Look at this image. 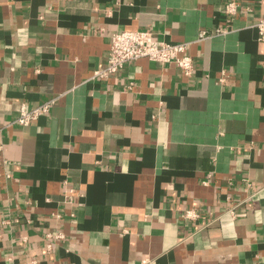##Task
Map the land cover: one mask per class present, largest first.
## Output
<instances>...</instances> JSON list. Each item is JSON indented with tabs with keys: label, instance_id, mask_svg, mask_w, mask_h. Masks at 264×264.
<instances>
[{
	"label": "crops",
	"instance_id": "obj_1",
	"mask_svg": "<svg viewBox=\"0 0 264 264\" xmlns=\"http://www.w3.org/2000/svg\"><path fill=\"white\" fill-rule=\"evenodd\" d=\"M227 1L0 0V264H264V0ZM123 29L214 34L97 75Z\"/></svg>",
	"mask_w": 264,
	"mask_h": 264
},
{
	"label": "built area",
	"instance_id": "obj_2",
	"mask_svg": "<svg viewBox=\"0 0 264 264\" xmlns=\"http://www.w3.org/2000/svg\"><path fill=\"white\" fill-rule=\"evenodd\" d=\"M253 7L248 6L246 10L251 11ZM243 9V5L237 0H228L224 4L225 16L228 19L236 17ZM258 30V38L264 44V15L259 17L253 24ZM215 33H224L226 28H217ZM214 32L201 29L194 41H169L166 39H156L150 29H123L116 31L112 35L109 47L108 59L105 67L96 70L100 76H108L115 73L124 66L125 63L146 57L151 61L175 63L185 75L190 76L194 70V59L190 54V47L193 42L210 37ZM53 99L41 103L35 107H27L25 103L20 105L19 114L11 121L21 125H29L41 115L49 112ZM4 125L0 123V135ZM3 144L0 140V160ZM187 217H198L199 213L195 210H186ZM56 237L63 238L62 233Z\"/></svg>",
	"mask_w": 264,
	"mask_h": 264
}]
</instances>
